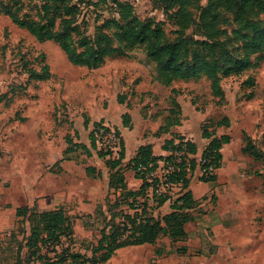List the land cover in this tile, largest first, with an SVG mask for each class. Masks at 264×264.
<instances>
[{
  "label": "rangeland",
  "instance_id": "rangeland-1",
  "mask_svg": "<svg viewBox=\"0 0 264 264\" xmlns=\"http://www.w3.org/2000/svg\"><path fill=\"white\" fill-rule=\"evenodd\" d=\"M123 2L132 5V13L141 21L159 24L166 33L163 46L176 55L179 63L188 67L204 58L217 65L224 98L220 100L211 93L210 79L205 76L177 80L169 86L161 84L155 63L141 48L128 54L115 51L97 68L74 65L56 42L36 40L1 13L0 205L6 202L11 166L16 160L20 163L24 153L21 147L16 151L15 145L26 142L25 135L30 132L46 143L42 178L46 188H55V195L48 196L45 204L53 203V207L72 215L73 238L62 239V248L68 246L83 255L87 259L83 264H100L98 257L105 242L100 230L108 217L106 202H111V214L120 208L112 204L114 193L104 196L101 179L84 175L81 165L67 162L65 169L59 166L57 160L67 147L66 136L72 143L85 140L82 126L87 118L115 128L118 100L129 98L130 105L146 103L144 108L154 110L168 106L177 112V106L170 105L174 99L186 114L185 106L194 109L206 131L229 136L222 147L217 180L214 184L200 182L199 173L192 178L197 207L193 220L186 224L184 238L160 236L154 244L117 250L101 264H264V43L259 47L251 44L259 32H264V11L252 9L239 21L221 9L208 46L202 43L207 39L197 28L199 9L207 0L190 8L194 20L182 32L176 8L166 9L152 0H70L68 4L75 5L73 25L78 24L82 34L93 38L103 21L122 22L118 3ZM44 3L57 4L54 0H0V8L6 4L21 18L42 24ZM72 35L79 51L78 35ZM188 120L184 129L196 135L198 120ZM75 129L81 130L80 135ZM80 155L77 158L81 159ZM161 191L172 199L179 194L172 188ZM148 198L147 211L155 216L162 214L164 210H156ZM14 221L10 205L0 208V264H30L25 253L17 258L15 247L7 243L16 226ZM21 238L19 235V241ZM49 249L44 247L45 251ZM55 255L48 253L46 263L59 264ZM63 263L74 261L65 257Z\"/></svg>",
  "mask_w": 264,
  "mask_h": 264
},
{
  "label": "trees",
  "instance_id": "trees-1",
  "mask_svg": "<svg viewBox=\"0 0 264 264\" xmlns=\"http://www.w3.org/2000/svg\"><path fill=\"white\" fill-rule=\"evenodd\" d=\"M54 1L57 2L56 5L53 3L43 4L45 22L42 24L21 18L6 4L1 5L0 14H6L14 24L25 28L36 40L56 42L74 65L97 68L104 63L106 57L115 51L128 54L135 48H141L146 56L155 63L157 78L161 84L169 86L177 80L205 76L210 79L211 93L220 100L224 98L220 78L217 75V65L204 58L195 60L193 65L188 67L179 63L176 55L163 46L166 38L165 31L158 23L143 22L137 18L132 13L130 3H118L122 22L115 19L103 21L96 27L94 37L89 38L80 32L78 24L73 25L71 16L75 13V5H69L70 0ZM62 1H66L64 5H61ZM152 1L162 4L166 9L176 8L181 31V29L188 28L193 22L190 8L197 5L200 0ZM221 9L231 12L233 17L240 21L252 9L264 11V2L263 0H207V4L199 9L197 25L200 34L207 39L201 40L205 45L209 46L210 41L214 38L215 22H217ZM63 10L66 12L65 14ZM69 15L70 18H67ZM58 20L59 22H57ZM107 28L110 30L105 31ZM74 32L78 35L79 51L72 35ZM263 43L264 32H259L257 39L251 44L254 47H259ZM172 104L177 106L178 111L175 112L168 107V115L164 124L159 127L155 135L180 125L182 119L180 104L174 99L171 100L170 105ZM102 123V120L95 122L89 133L91 146L95 149L97 147L93 134L98 127L102 126ZM128 123L129 116L124 115L123 124ZM114 131L120 147L118 156L112 157L109 156V151L103 152L97 149L98 155L105 158V163L109 168V188L119 191V195L114 198L112 204L120 208L118 213L111 214V205H109L111 202H106L108 217L106 224L100 230L101 240L105 241L102 245L103 251L98 257L100 264L109 260L115 250L122 247L154 244L160 236H166L170 240L184 238L187 235L185 225L193 220L191 211L196 207V201L191 191L188 190L190 177L196 166V160L193 157L196 146L192 141L174 134L163 144V148L169 152L167 156L154 155L151 146L146 144L140 146L134 157L122 165L124 145L118 129L114 128ZM201 131L202 136L208 138L209 142L199 161L202 172L200 180L213 183L216 179V170L222 165L221 148L229 141V136L216 135L214 131H206L202 125ZM179 151H184V155L181 161L176 164L174 172L168 177L169 182L180 185L179 195L172 201L169 213L155 217L147 211L148 205L145 200L147 188L152 189V201L155 206L162 205L169 197L167 193L158 191V178L152 177L149 181L147 175L156 169L159 159L170 162L173 159V154ZM128 169L132 170L134 176L141 180V185L136 191L126 188L124 172ZM85 171L87 174H92L94 168L86 167ZM135 208H139V210ZM130 209L131 212H129ZM15 215L18 218V225L15 230L10 232L8 244L12 248L15 247L17 258L18 255H21L22 258V254L25 253L26 259L31 261L30 264H47L48 253L54 252V255L57 254L55 255L57 256L56 262L59 264H64L65 257H70L74 261L73 264H83L87 260L80 253L70 251L68 246L62 248V239L72 241L73 231L71 216L66 215L61 209L38 212L20 207L16 209ZM24 223H27V231L24 229ZM19 235H22L20 241ZM44 247L50 249L45 251ZM56 248H61V251L57 252ZM78 259L82 260L78 261Z\"/></svg>",
  "mask_w": 264,
  "mask_h": 264
},
{
  "label": "crops",
  "instance_id": "crops-1",
  "mask_svg": "<svg viewBox=\"0 0 264 264\" xmlns=\"http://www.w3.org/2000/svg\"><path fill=\"white\" fill-rule=\"evenodd\" d=\"M128 100H130L128 98ZM128 100L125 101L124 99L116 101L118 105V112H119V118L116 120L115 124L116 127L120 133V136L123 141L124 145V157L122 159V165H125L130 159L134 157L136 154L137 149L142 146L149 144L151 146L152 152L156 156L165 157L169 154V152L163 148V144L165 140L170 139L174 134L175 135H181L183 137L189 138L195 146H196V152L193 155L194 159L196 160V166L193 170V173L190 177L188 190L191 191L194 200L196 201L197 205V199L194 197V192L192 190V178L194 175L199 173V181L201 177V169L199 165V161L201 159V155L207 146L209 139L202 136L201 131V120L198 119L197 112L194 109H190L187 105L185 106L188 113L186 114L185 108L181 106V123L180 125L171 127L169 131L162 132L158 135H155V133L158 131L159 127L164 124L165 118L168 115V106L164 107L162 109H150V108H144L146 103L139 104H132L130 105L128 103ZM166 108V110H165ZM192 110V111H191ZM128 115L129 116V123L123 124V116ZM187 117V119H186ZM189 118H193L194 120H198L199 126L198 131L196 135L190 133L188 129H184L186 122L189 121ZM95 122H98L95 119H88L83 122L82 129L86 132L85 134V140L83 141H74L72 143L70 140H68V136H66V143L67 147L62 151L60 154V158L57 160L58 164L61 168L65 169V164H68L67 162H72V165L79 164L82 166L84 175L88 176L89 178H95L97 180L101 179V185L104 187V193L103 195L106 196L109 194V192L114 193V198L119 195V191H114L113 189L109 188V168L107 167L105 163V158H102L98 155V153L95 151V148L91 146L89 133L91 131L90 127H93V124ZM90 129L89 132H87L88 129ZM81 130L75 129V134L80 135ZM84 135V133H83ZM217 135V134H216ZM25 138L27 139L26 142L22 140V145L20 143H17L16 151L21 147L23 149V156L21 158V162L18 163L17 160L13 163L11 166V174L7 179L8 187L6 191L8 194H6V202L2 205H0V208L7 209V206L10 205L11 209L13 210L14 215V224L16 223L15 229L18 225V218L15 215V211L17 208L20 207H26L30 210H35L38 212L42 211H49L54 209H60L58 206L53 207V203L51 206H47L45 204L46 199H49L52 197L51 194L55 195V188H46L44 186L43 181V175L45 173V152H46V143L43 139H40L38 137H33L30 135V132L25 135ZM77 155H80V153H83L84 155H80V158H77V155H70L75 152ZM222 153V148H221ZM223 159V155H222ZM56 162V161H55ZM162 159H159L157 162L158 169L156 171V174L160 172V169L162 167ZM86 167L94 168V172L92 174L86 173ZM124 179L126 183V188L129 190L136 191L139 189L141 185V180L139 178H136L134 176V173L132 170L128 169L124 172ZM217 180V174L216 179L212 183L214 184ZM207 183V182H204ZM172 189L179 190L180 192V186L176 185L175 187H172ZM101 193V194H102ZM0 195H1V189H0ZM179 195V194H178ZM151 197L152 200V189L149 187L146 190V203L149 206V198ZM98 198V196H97ZM175 199V198H174ZM172 198H168L162 205L155 207L156 210L163 209V213L160 214L161 216L169 213L171 211V204L174 200ZM143 200V199H141ZM107 206V205H106ZM197 207V206H196ZM195 207V209H196ZM166 208V210H165ZM195 209L192 212L195 211ZM107 212V208H106ZM131 212V211H129ZM66 215L72 216L70 213L64 212ZM159 215V216H160ZM153 216L155 214L153 213ZM157 217V216H155ZM13 229V230H15ZM12 230V231H13ZM185 231L186 225H185ZM8 243V242H7ZM144 245V244H142ZM140 245H132V247H137ZM130 247V246H126ZM122 247L117 250L126 248ZM115 250V252L117 251ZM114 252V253H115Z\"/></svg>",
  "mask_w": 264,
  "mask_h": 264
},
{
  "label": "built area",
  "instance_id": "built-area-1",
  "mask_svg": "<svg viewBox=\"0 0 264 264\" xmlns=\"http://www.w3.org/2000/svg\"><path fill=\"white\" fill-rule=\"evenodd\" d=\"M93 135L95 138L96 146L99 150H102L103 152L109 151V156L112 157L118 156L120 147L117 136L114 131V127H111L103 122L102 126L98 127L94 131ZM183 155H184V151L175 152L173 154V159L170 162H165V161L162 162V167L158 175L156 174L158 165L153 172H150L147 175L149 181L152 177L158 178L159 180V184L157 185L158 191L163 190L164 187L168 189L175 187L176 185H179L169 182L168 177L171 173L174 172V170L176 169V164H178L181 161ZM135 205L137 206V204ZM135 209L139 210V208H135Z\"/></svg>",
  "mask_w": 264,
  "mask_h": 264
}]
</instances>
